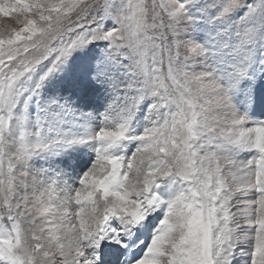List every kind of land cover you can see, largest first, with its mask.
<instances>
[{
  "label": "snow or ice",
  "instance_id": "6c2138e0",
  "mask_svg": "<svg viewBox=\"0 0 264 264\" xmlns=\"http://www.w3.org/2000/svg\"><path fill=\"white\" fill-rule=\"evenodd\" d=\"M0 264H264V0H0Z\"/></svg>",
  "mask_w": 264,
  "mask_h": 264
}]
</instances>
